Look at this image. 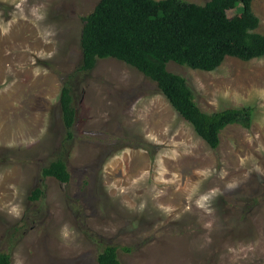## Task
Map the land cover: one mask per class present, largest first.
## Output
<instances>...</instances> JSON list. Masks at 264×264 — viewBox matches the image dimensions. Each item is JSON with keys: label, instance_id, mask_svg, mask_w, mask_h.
I'll return each instance as SVG.
<instances>
[{"label": "rangeland", "instance_id": "obj_1", "mask_svg": "<svg viewBox=\"0 0 264 264\" xmlns=\"http://www.w3.org/2000/svg\"><path fill=\"white\" fill-rule=\"evenodd\" d=\"M99 1L0 0V253L99 264L113 245L122 264H264V57L213 72L168 64L204 112L254 108L251 128L227 127L213 150L135 68L104 59L77 73ZM252 8L264 34V0ZM72 75L67 139L60 95ZM59 158L67 184L42 174Z\"/></svg>", "mask_w": 264, "mask_h": 264}, {"label": "trees", "instance_id": "obj_2", "mask_svg": "<svg viewBox=\"0 0 264 264\" xmlns=\"http://www.w3.org/2000/svg\"><path fill=\"white\" fill-rule=\"evenodd\" d=\"M254 0H210L204 5L184 0H100L84 17L81 46L82 66L88 74L99 60L116 59L135 68L155 82L179 115L207 145L217 150L222 132L231 125L250 129L254 108H228L204 112L187 80L168 70L173 62L195 70L216 71L227 58L251 61L264 57V34L258 33L260 19L253 12ZM230 11H236L230 16ZM72 78L64 82L60 107L67 139L72 138L76 108ZM61 183L71 175L63 159L52 161L42 171ZM44 192L33 191L38 201ZM117 246H106L99 264H122ZM0 264H12L8 252L0 253Z\"/></svg>", "mask_w": 264, "mask_h": 264}]
</instances>
